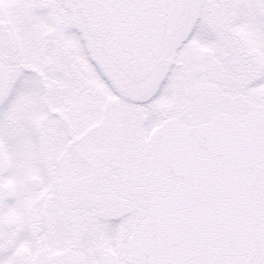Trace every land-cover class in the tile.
<instances>
[{
    "label": "snow or ice",
    "instance_id": "obj_1",
    "mask_svg": "<svg viewBox=\"0 0 264 264\" xmlns=\"http://www.w3.org/2000/svg\"><path fill=\"white\" fill-rule=\"evenodd\" d=\"M0 264H264V0H0Z\"/></svg>",
    "mask_w": 264,
    "mask_h": 264
}]
</instances>
